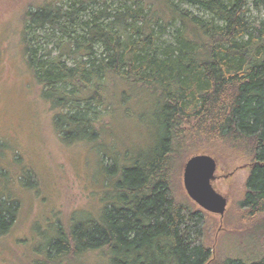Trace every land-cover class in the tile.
Instances as JSON below:
<instances>
[{
    "label": "trees",
    "instance_id": "1",
    "mask_svg": "<svg viewBox=\"0 0 264 264\" xmlns=\"http://www.w3.org/2000/svg\"><path fill=\"white\" fill-rule=\"evenodd\" d=\"M250 8L264 9V0H55L23 12L25 60L58 136L87 141L111 161L99 218L58 230L47 258L264 264V256L214 262L202 211L177 200L170 179L193 139L246 147L252 164L239 207L249 217L264 211V19L250 20ZM115 112L153 133L137 148L145 153L100 152L105 117ZM8 203L0 205V234L14 219Z\"/></svg>",
    "mask_w": 264,
    "mask_h": 264
},
{
    "label": "rangeland",
    "instance_id": "2",
    "mask_svg": "<svg viewBox=\"0 0 264 264\" xmlns=\"http://www.w3.org/2000/svg\"><path fill=\"white\" fill-rule=\"evenodd\" d=\"M45 1L55 0H0V205L7 207L11 201L16 208L10 227L0 234V264H102V258L94 253L74 260L47 258V246L58 230L67 233L75 223L99 218L107 191L103 167H111V161L102 158L87 141L68 142L58 136L50 105L26 63L20 42L22 15ZM181 9L201 16L193 7L181 5ZM249 10L250 20L264 19V9ZM115 113L105 117L108 128L101 131L97 148L108 156L110 151L116 154L125 148L133 154L141 149L144 152L145 148H137L153 133L141 125L136 128L134 118L124 121L120 112ZM192 141L186 143L188 150L171 168L175 197L180 201L186 198L190 208L202 211L203 242L214 262L226 258L246 263L260 260L264 256V211L249 217L239 207L252 164L249 149ZM196 155L216 161L211 184L227 201L222 216L203 211L185 193L183 167Z\"/></svg>",
    "mask_w": 264,
    "mask_h": 264
},
{
    "label": "water",
    "instance_id": "3",
    "mask_svg": "<svg viewBox=\"0 0 264 264\" xmlns=\"http://www.w3.org/2000/svg\"><path fill=\"white\" fill-rule=\"evenodd\" d=\"M216 161L207 155H196L186 161L182 182L187 197L203 211L222 216L227 201L212 187Z\"/></svg>",
    "mask_w": 264,
    "mask_h": 264
}]
</instances>
